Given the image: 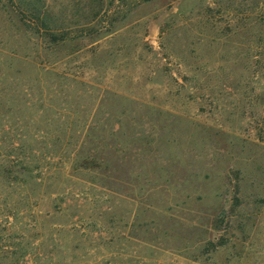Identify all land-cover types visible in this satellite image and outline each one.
Listing matches in <instances>:
<instances>
[{"label": "rangeland", "instance_id": "obj_1", "mask_svg": "<svg viewBox=\"0 0 264 264\" xmlns=\"http://www.w3.org/2000/svg\"><path fill=\"white\" fill-rule=\"evenodd\" d=\"M0 264H264V0H0Z\"/></svg>", "mask_w": 264, "mask_h": 264}, {"label": "trees", "instance_id": "obj_2", "mask_svg": "<svg viewBox=\"0 0 264 264\" xmlns=\"http://www.w3.org/2000/svg\"><path fill=\"white\" fill-rule=\"evenodd\" d=\"M23 6H24V8H26V10H28L27 7H28L29 9H34V10H35V13H36V17H38V18H41V19H42V17H45V16H46L45 13H42V10H39V9L35 6V4L33 5V3H31L30 1H27V2L23 3ZM23 10H24V9H23ZM27 12H28V11H27ZM40 12H41V13H40ZM23 14L25 15L24 12H23Z\"/></svg>", "mask_w": 264, "mask_h": 264}]
</instances>
